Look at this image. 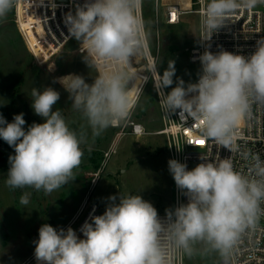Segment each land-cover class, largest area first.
Wrapping results in <instances>:
<instances>
[{"label":"clouds","instance_id":"9594fccd","mask_svg":"<svg viewBox=\"0 0 264 264\" xmlns=\"http://www.w3.org/2000/svg\"><path fill=\"white\" fill-rule=\"evenodd\" d=\"M16 0H0V20L7 18ZM264 0H209L202 25L208 35L226 25L238 9H252ZM142 0H83L64 15L70 38L82 43L89 67L104 68L91 84L78 74L55 79L69 94L71 107L81 113L92 136L126 121L138 100L129 90L131 60L144 46V21L139 15ZM196 82L179 77L175 62L161 74L153 64L154 88L166 113H177L200 125L203 136L231 148L235 130L251 116L253 103L264 104V39L257 40L249 55L207 48L198 57ZM147 82L145 78L144 83ZM175 83V86L172 85ZM171 88L170 91L165 89ZM31 107L42 123L25 129L24 113L8 122L0 114V138L14 154L8 158L5 184L9 189L31 188L50 194L74 181V169L82 163L81 145L87 129L69 127L62 110L54 106L60 92L53 87L33 88ZM248 159V153H244ZM188 170L185 163L168 161L169 171L187 203L158 215L153 204L139 195L107 198L102 215L91 216L79 232L70 226L55 228L44 223L38 229L36 264H173L170 253L191 257L195 245L227 258L247 229L264 214V161L253 156L248 174L234 168L231 158L208 160ZM31 193L20 204L27 206Z\"/></svg>","mask_w":264,"mask_h":264},{"label":"rangeland","instance_id":"374dc122","mask_svg":"<svg viewBox=\"0 0 264 264\" xmlns=\"http://www.w3.org/2000/svg\"><path fill=\"white\" fill-rule=\"evenodd\" d=\"M156 10L155 0L145 1L147 36L158 71L162 74L172 60L176 70L174 82L177 77L185 83L195 82L200 66L191 64L189 50L199 38V16L187 15L179 25L167 26ZM13 20L14 9L6 19L0 20V114L12 122L14 115L24 113L25 129L33 122L42 123L31 107V91L34 87L42 90L50 86L60 92L54 110H62L70 128L87 129V140L81 145L84 155L80 166L74 169L75 180L45 194L31 188L9 189L5 180L8 158L14 149L0 138V264H36L33 241L38 239L42 224L64 229L70 226L77 231L89 207L95 204L103 214L109 203L107 198L113 195L140 194L153 204L158 215H165V209L173 208L174 201L173 179L168 168L170 158L165 137L158 135L162 124L152 81L143 85L137 71L142 72L144 66L141 51L131 62L129 90L133 98L138 94V100L130 117L120 123V128L111 126L93 137L87 121L72 109L69 94L61 84L53 82L68 74H78L91 84L98 72L85 62L89 57L79 55L76 44H71L46 64L37 65ZM130 123L141 125L144 134L134 135ZM109 152L112 153L106 159ZM24 192L31 193L27 206L20 204ZM195 248L193 256L185 255V264H219L225 258L216 251L206 250L203 243Z\"/></svg>","mask_w":264,"mask_h":264},{"label":"built area","instance_id":"2783aa9c","mask_svg":"<svg viewBox=\"0 0 264 264\" xmlns=\"http://www.w3.org/2000/svg\"><path fill=\"white\" fill-rule=\"evenodd\" d=\"M145 1L142 0V7L139 11V15L144 21V46L140 50L144 61L141 77L143 85L148 80L152 81L162 124L158 135L166 139L169 158L185 163L188 170L203 162L201 158L213 161L231 158L236 170L248 174L253 163V156L258 155L264 161V104H252L251 116L246 117L235 130V139L231 148H225L214 140L203 136L198 122L191 119L183 122L179 116V111L172 114L166 113L161 107L160 98L154 88V76L151 67L156 64V60L151 53L147 36ZM82 2L83 0H16L13 8V22L27 51L37 65L46 64V61L50 60L52 56L71 44H76V49L82 55L89 57L82 43L69 37L63 22L64 15L69 11L74 12L76 6ZM208 2L209 0H155V6L156 12L161 13V18L164 20L163 24L167 26L179 25L182 17L187 15L199 16V38L189 50L191 64L201 67L199 60L194 59V57H198L206 48L213 53L223 49L242 55L251 54L255 50L256 41L264 39V2L258 3L252 9H238L226 21V25L214 32L211 37L202 25L203 14ZM173 14L175 15L174 20L171 18ZM161 18L158 22L162 24ZM95 69L98 74L105 70L96 67ZM145 78H147L146 83H144ZM130 125L134 135L141 136L144 134L141 125L135 123H130ZM112 127L118 129L120 124ZM199 140H203L204 144L195 143ZM112 152L105 155L106 159L110 157ZM244 153H248L247 160L244 158ZM173 192V207L178 206L179 203H187V197L181 195L174 179ZM261 207L264 208V204ZM93 215H102L99 207L95 204L89 207L87 214L78 226L76 232L81 238L83 235L79 232L80 227L86 220L91 222ZM159 216L165 217V215ZM170 255L174 257L173 264H185V254L182 252L177 251L170 253ZM219 264H264V214L259 216L254 227L246 230L227 258H223Z\"/></svg>","mask_w":264,"mask_h":264},{"label":"snow or ice","instance_id":"6c2138e0","mask_svg":"<svg viewBox=\"0 0 264 264\" xmlns=\"http://www.w3.org/2000/svg\"><path fill=\"white\" fill-rule=\"evenodd\" d=\"M171 18L174 20L175 19V15L173 14ZM195 143L202 145V144H204V141L203 140H199V141H196Z\"/></svg>","mask_w":264,"mask_h":264},{"label":"bare ground","instance_id":"6f19581e","mask_svg":"<svg viewBox=\"0 0 264 264\" xmlns=\"http://www.w3.org/2000/svg\"><path fill=\"white\" fill-rule=\"evenodd\" d=\"M77 53L79 54V55H82L78 50H77ZM137 71H140V75H141V69H139V70H137ZM143 71V70H142Z\"/></svg>","mask_w":264,"mask_h":264}]
</instances>
